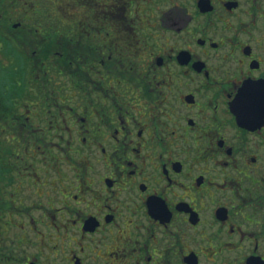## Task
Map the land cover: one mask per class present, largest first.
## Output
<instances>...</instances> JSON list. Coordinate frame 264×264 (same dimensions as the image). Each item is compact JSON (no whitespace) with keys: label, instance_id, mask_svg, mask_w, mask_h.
Wrapping results in <instances>:
<instances>
[{"label":"flooded vegetation","instance_id":"obj_1","mask_svg":"<svg viewBox=\"0 0 264 264\" xmlns=\"http://www.w3.org/2000/svg\"><path fill=\"white\" fill-rule=\"evenodd\" d=\"M7 143L0 264H264V0H0Z\"/></svg>","mask_w":264,"mask_h":264},{"label":"rangeland","instance_id":"obj_2","mask_svg":"<svg viewBox=\"0 0 264 264\" xmlns=\"http://www.w3.org/2000/svg\"><path fill=\"white\" fill-rule=\"evenodd\" d=\"M13 42H17V40H14ZM13 44H15V43H13ZM6 83H7V82H6ZM17 89H19V87H18ZM18 93H19V92H18ZM9 146H10V144H8V143H7V148H6L5 146H3V145H0V153H6V155L8 156V155H9ZM5 148H6V149H5ZM1 149H2V150H1ZM4 149H5V151H3ZM10 150H11V146H10ZM15 173H16L15 170H13V173H12V174H13V180H11V182H13V183H15V182H14V181H15V180H14V177L16 176ZM11 182H10V183H11ZM10 183H8L7 185H5V184H3V185H5V187L9 188V186H10L9 184H10ZM3 185H0V186H3ZM13 185H14V184H13ZM28 186H29V185H28L26 182H23V183H22V188H23V191H22V192H23V195H26V196L28 195L27 192H29V189H31V187L29 186V187H30V188H29ZM3 187H4V186H3ZM26 187H27V188H26ZM37 192L40 193L41 191H40V190H37ZM32 198H34V197H32ZM43 200H44V205L47 206V198H46V196L43 197ZM26 203H28V199L26 200Z\"/></svg>","mask_w":264,"mask_h":264},{"label":"snow or ice","instance_id":"obj_3","mask_svg":"<svg viewBox=\"0 0 264 264\" xmlns=\"http://www.w3.org/2000/svg\"><path fill=\"white\" fill-rule=\"evenodd\" d=\"M238 102L243 105L245 103L244 99L242 97H238Z\"/></svg>","mask_w":264,"mask_h":264},{"label":"trees","instance_id":"obj_4","mask_svg":"<svg viewBox=\"0 0 264 264\" xmlns=\"http://www.w3.org/2000/svg\"><path fill=\"white\" fill-rule=\"evenodd\" d=\"M14 85V83H12Z\"/></svg>","mask_w":264,"mask_h":264}]
</instances>
